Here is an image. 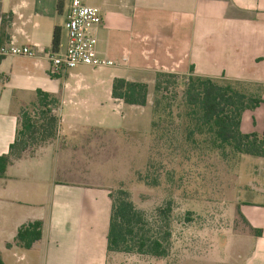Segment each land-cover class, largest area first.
I'll return each instance as SVG.
<instances>
[{"label": "crops", "instance_id": "obj_1", "mask_svg": "<svg viewBox=\"0 0 264 264\" xmlns=\"http://www.w3.org/2000/svg\"><path fill=\"white\" fill-rule=\"evenodd\" d=\"M81 1L101 10L98 51L115 66L79 67L53 76L48 52L56 28L60 44L66 43L68 0L61 12L58 0H0L4 44L38 48L35 57L0 58V157L16 140L22 102L35 101L38 90L59 102L54 140L33 154L12 158L0 177L3 264H108L111 186L84 174L104 139L114 138L116 150L124 137L118 136L120 124L106 127L115 121L111 116L139 108L113 98L116 78L144 82L140 77L146 73L189 76L193 67L197 76L256 86L263 103L244 112L240 129L264 134V0ZM76 147L85 156L79 158ZM63 154L70 163L60 169L56 161L60 164ZM80 162L88 164L79 169ZM253 164L254 176L244 190L250 197L238 205L248 232L244 255L235 264H264V158ZM79 170L82 180L69 179ZM36 221L43 223L41 240L30 249L18 246V231Z\"/></svg>", "mask_w": 264, "mask_h": 264}, {"label": "rangeland", "instance_id": "obj_2", "mask_svg": "<svg viewBox=\"0 0 264 264\" xmlns=\"http://www.w3.org/2000/svg\"><path fill=\"white\" fill-rule=\"evenodd\" d=\"M186 78L163 77L162 88L156 91L157 73L143 74L140 79L150 88L148 106L118 110L111 116L115 121L106 125L123 126L118 136L124 137L116 150L114 138L108 137L94 152L96 156L87 153L94 154L87 167L88 163H78L79 169L83 165L88 169L86 178L93 175L96 181L109 184L113 195L121 189L129 193L144 216L149 236L171 234L164 257L112 253L108 264H235L244 255L243 237L248 229L238 215V205L240 199L250 197L244 190L251 184L253 163H259V158L228 148L213 150L198 134L187 139L182 103ZM246 89L258 92L256 86ZM32 102H22L19 112L33 113ZM45 144H29L22 155L33 154ZM75 149L79 158L85 156L82 148ZM66 157L62 155L60 164L56 161L60 169L70 163ZM84 175L79 170L69 179L82 180Z\"/></svg>", "mask_w": 264, "mask_h": 264}, {"label": "trees", "instance_id": "obj_3", "mask_svg": "<svg viewBox=\"0 0 264 264\" xmlns=\"http://www.w3.org/2000/svg\"><path fill=\"white\" fill-rule=\"evenodd\" d=\"M64 0H58V11ZM2 23H5L4 18ZM0 45L4 44V32H1ZM61 33L54 31L53 50L60 45ZM170 73H157L155 90L162 88L160 79L177 77ZM183 107L188 122V136L195 134L204 137V143L210 148L224 152L227 148L242 155L264 158V134H244L240 125L247 110H255L263 103L262 89L252 92L245 83L217 80L194 74V68L185 79ZM150 93L146 82L128 81L116 78L112 86V96L123 101L126 106L147 107ZM59 102L56 96L41 90L36 92V100L31 103L33 113L22 110L18 119V131L15 142L10 146L8 155L0 157V177L5 174L12 158H20L29 144L51 142L56 137L58 118L54 113ZM159 102H156L158 108ZM206 136V139H205ZM112 213L108 233V251L110 253L136 252L143 255L164 257L171 234L163 237L148 235L145 230L144 216L136 209L127 191L121 189L116 195L110 194ZM43 223L40 221L23 226L17 233L16 244L30 249L42 238ZM261 234V232H258ZM9 246V245H8ZM0 264H3L0 255Z\"/></svg>", "mask_w": 264, "mask_h": 264}, {"label": "built area", "instance_id": "obj_4", "mask_svg": "<svg viewBox=\"0 0 264 264\" xmlns=\"http://www.w3.org/2000/svg\"><path fill=\"white\" fill-rule=\"evenodd\" d=\"M69 6L65 21L66 43L57 50L48 52L51 74L61 76L79 67L105 69L115 66V62L102 57L98 51L97 30L101 26L102 12L81 0H68ZM37 46H18L15 43L0 45V58L10 56L35 57Z\"/></svg>", "mask_w": 264, "mask_h": 264}]
</instances>
